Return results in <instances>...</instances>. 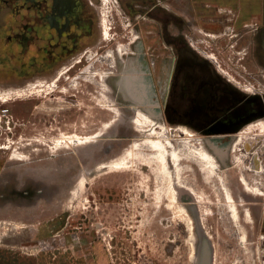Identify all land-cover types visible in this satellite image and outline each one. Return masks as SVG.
<instances>
[{"label":"rangeland","instance_id":"obj_1","mask_svg":"<svg viewBox=\"0 0 264 264\" xmlns=\"http://www.w3.org/2000/svg\"><path fill=\"white\" fill-rule=\"evenodd\" d=\"M91 1L97 28L87 50L58 65L48 77L10 74L0 79L5 89H26L21 96L13 93V99L0 100V247L6 243L26 254L49 251L52 255L68 243L96 254L100 264H211L214 244L216 264H264V205L255 204L253 194L257 185L264 188V0H171L185 13L196 5L245 6L255 11L247 14L248 25L241 31L244 45L238 44L239 32L232 29L224 33L198 27L183 32L188 46L182 49L179 66L189 67L184 68L188 80L194 83L204 76L192 72L200 63L211 64L210 75L224 81L231 104L217 106L206 87L190 112L181 117L173 110L175 115L168 116L172 131L193 138L194 144L202 140L210 153L205 140L210 134L237 133L236 138L242 134L246 139L245 151L237 145L223 158L212 153L220 166L213 175L187 159L184 170L170 165L168 174L156 160L139 153L135 142L143 133L134 118L141 108L117 91L120 65L126 57L131 64L136 50L118 53L115 67L109 53L116 52L119 42L134 44L137 37L144 38V26L151 19L127 12L120 0ZM1 5L12 14L30 9L16 0ZM40 8L42 12V4ZM103 12H107L110 42L102 37ZM154 48L146 57L157 68L159 89L166 97L169 65L162 77L155 55L159 50L151 54ZM92 53L107 59L92 63L87 60ZM72 64L59 86H51L58 72ZM94 70L98 81L85 80L83 75ZM88 135L92 141H76ZM254 137L262 140L257 143ZM247 141L253 148L247 147ZM258 153L254 161L258 171L252 173L251 156ZM124 159L127 164L118 167V160ZM246 171L251 186H256L241 183L242 172L248 177ZM179 180L194 187L195 204L179 201L177 206L170 187ZM226 185L239 205L245 237L231 215ZM244 193L255 198L253 202L245 201Z\"/></svg>","mask_w":264,"mask_h":264},{"label":"flooded vegetation","instance_id":"obj_2","mask_svg":"<svg viewBox=\"0 0 264 264\" xmlns=\"http://www.w3.org/2000/svg\"><path fill=\"white\" fill-rule=\"evenodd\" d=\"M16 1H21L25 5L29 4L30 9L28 13L25 11L23 14H12L8 12L7 8L4 9L1 5L3 3L8 5L9 0H0V79L10 74L22 78L35 77V75L48 77L56 70L58 65L65 63L67 59L74 55L87 50V47H90V44L94 42L97 28V13L91 0H50L49 4L46 2L47 0ZM120 2L127 12L133 15L139 14L151 20L144 26V38H140V36L137 37L138 39L133 46H131L132 49L136 50L135 57L131 60L134 61L131 62V64H127V60L130 57H126L125 63L122 66L120 65L118 74L121 73L124 67L140 68L137 60L140 56V47H142V58L145 64L149 66L151 72L149 75H151L153 79L154 87L159 97L162 110L159 119H164V117H166L168 121L169 115H175L172 114L173 110L176 112L177 116L182 117L186 115V113L191 111V108L195 107L198 95L204 92L203 90L206 87H209L212 98L216 99L215 103L217 106L224 107L231 104V102L228 101V99H231V94L224 81L214 79L210 75V72H213V66L211 64L201 61L202 63H200L197 68L198 71L192 72H194L195 75H199L198 72H202L204 76L197 77L194 83L188 80L186 70H188L189 67L179 66L182 62L180 55L182 49L188 46L187 41L183 38V32L184 29H186L192 33L194 32L193 29H197L198 27L204 30H217L218 32L224 33L232 29V31L236 30L239 32L236 34L238 37V44L240 45L241 43L244 45L245 34H241V31L245 30L248 25L247 14L251 16L252 13L255 12L254 10L247 9L245 6L239 9H226L212 6L202 8L196 5V8L185 13L182 9L173 6L171 0H120ZM41 4L43 6L42 12L40 8ZM189 15H191V17ZM154 45L156 49L154 48L151 54L154 55V51L159 50V53L155 55L161 62L158 71L162 77H164L166 69H168L167 65H169V81L168 87L165 89L167 94L166 97L161 95V90L159 89L157 75L155 73L157 68L154 67L155 65H153L150 56H148L149 58L146 57V55L149 54L148 50ZM82 56L77 59L78 61L76 60V63L82 61ZM217 63L218 66L221 67L219 60H217ZM75 64L69 65L68 68L62 72L68 71L70 68L74 67ZM184 68L186 70H184ZM222 70H224V68H222ZM146 80V82L143 80L138 82L139 85L137 88L140 89L142 85L141 89L150 93L152 91V86L149 83V78ZM117 91L123 94V89L119 83ZM128 101V103L136 107L130 99H128ZM179 125L181 126V124ZM235 134L237 133H213L208 135L205 140L207 143V138L209 137L222 136V141L227 143V147L223 152V156L225 157L230 155V151L234 149H232V144L236 138ZM255 138H257V143L262 140L258 137L252 139ZM257 145L254 147L257 148ZM207 146L216 157H219L208 143ZM247 147L249 149L253 148V146L250 147L248 141ZM262 150L264 152V148ZM258 155H260V153L251 156V165L255 166L254 161L256 157L258 158ZM229 168H231V166H229ZM248 177L250 178L249 175ZM250 182L252 183L251 178ZM241 183L243 182L241 181ZM244 185L250 187L246 184ZM226 186L228 187V185ZM254 186L256 185L252 184V187ZM255 189L256 192L263 189L262 191L264 193V188L259 185H257ZM230 191L232 192L231 189ZM256 192L253 193L254 196L257 197V200L254 201L256 202L255 204H260V202L263 201L262 204L264 205V196H257ZM243 196L245 201L248 200L247 202H253L252 200L255 199L246 193H244ZM180 198V202L190 204L196 203V197L187 191L186 195ZM216 258L217 255L213 244L211 250V264H216Z\"/></svg>","mask_w":264,"mask_h":264},{"label":"bare ground","instance_id":"obj_3","mask_svg":"<svg viewBox=\"0 0 264 264\" xmlns=\"http://www.w3.org/2000/svg\"><path fill=\"white\" fill-rule=\"evenodd\" d=\"M106 13L107 12H103L101 16L102 17L101 18L102 37H103V40L110 42V40H112L110 39L111 31L109 28V22H108ZM132 44L133 42H129V43L119 42L118 47L115 50L116 52H113L112 51L113 49L110 51L109 62L113 67L117 65L116 55L118 53L123 54V55H128V54L133 53L132 48H131ZM89 58L92 61V63L93 62L103 63L107 59L106 57H103L101 55H95L94 53L89 54V57L87 58V60ZM68 71L66 72H62V70L59 71L58 74L54 77L53 81L50 83V85L54 87L55 86L58 87L59 82L66 75L69 74ZM86 73L87 74L83 75L85 80L91 79L93 82L98 81L96 78L97 76L95 74L96 70L88 71ZM34 84L36 85V83ZM31 85H33V83H31ZM31 88L33 89V87ZM24 90L26 91V89L19 88V87L18 89L16 88L15 89L14 88L5 89L0 86V100L5 102L7 100L13 99V97L11 96L13 93L21 96ZM134 123L136 125L137 130L143 133L142 139L135 142V146L138 147L139 153L142 156H145L147 159L154 160V161L156 160L161 166H163L166 169V172L168 174H171L170 169H169L170 165L173 167H177L178 170H184L185 167L183 164V159L190 160L191 162L197 164L205 172H209L211 175H213L214 173H216L217 170L220 169L218 160L212 153L208 151V149L206 148L202 140L200 143L194 144L192 141L193 138L182 137L181 135L178 136V134H175L174 131H172L173 127L172 128L170 127L166 118L156 119L152 115H150L148 112H146L145 110L138 108L135 118H134ZM182 131L186 132L185 130H182ZM76 141L79 143L90 142L92 141V135L91 136L88 135L85 137H78ZM237 145L238 146L240 145L242 147L241 150L245 151L246 139L242 134H240L239 137L235 138V141L232 145V149L236 147ZM147 151H149L148 154H147ZM233 162L235 163L236 161L233 160ZM116 164L118 165V167H124L127 164V162L125 161V159L123 161L118 160ZM250 170L253 173H257L255 166L254 167L251 166ZM241 180L244 184L252 187L250 183V179L245 174L243 175ZM178 189H183L189 192L190 194H192L193 196L196 195V192L193 186L186 183L184 180L175 181L170 187V193H171L172 198L175 199V203L177 204V206L181 205V203L178 200L179 198ZM262 190L256 192L257 196H261V197L264 196V193ZM227 194H228L229 203H230L229 206H230L231 215L237 220L239 230L242 232V236H245L246 231L239 221L240 219L239 205L230 190L228 191ZM185 218L192 225V219L189 216V214H186Z\"/></svg>","mask_w":264,"mask_h":264},{"label":"water","instance_id":"obj_4","mask_svg":"<svg viewBox=\"0 0 264 264\" xmlns=\"http://www.w3.org/2000/svg\"><path fill=\"white\" fill-rule=\"evenodd\" d=\"M142 54V47H140V56L137 60L140 68L137 69L135 67H124L120 73L121 77L119 80V84L123 89L124 96L127 99H130L136 107H140L155 118H160L162 110L159 102L158 93L154 87L153 79L151 75H149L151 73L149 66L145 64L142 58ZM148 78L149 83L152 86V91L150 93L145 90L143 91L141 89L142 85L140 86V89L137 88L139 85L138 82H140L141 80L146 82V79ZM207 143L210 145V147L215 150V152L219 155L220 158H223V152L227 147V143H224L222 141V136L209 137L207 138ZM178 195V199L181 200L180 197L186 195V191L183 189H178Z\"/></svg>","mask_w":264,"mask_h":264},{"label":"crops","instance_id":"obj_5","mask_svg":"<svg viewBox=\"0 0 264 264\" xmlns=\"http://www.w3.org/2000/svg\"><path fill=\"white\" fill-rule=\"evenodd\" d=\"M6 245L1 244L0 247V264H100L96 254L88 253L83 248L74 249L68 243H63L52 255L49 251L26 254L18 250V247Z\"/></svg>","mask_w":264,"mask_h":264}]
</instances>
